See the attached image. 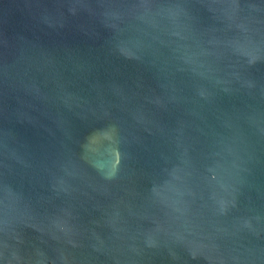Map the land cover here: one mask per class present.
Masks as SVG:
<instances>
[{"label":"water","instance_id":"95a60500","mask_svg":"<svg viewBox=\"0 0 264 264\" xmlns=\"http://www.w3.org/2000/svg\"><path fill=\"white\" fill-rule=\"evenodd\" d=\"M0 264H264V0H0Z\"/></svg>","mask_w":264,"mask_h":264}]
</instances>
